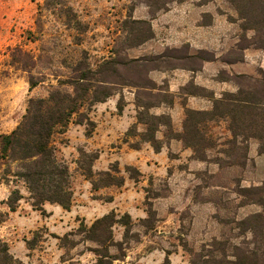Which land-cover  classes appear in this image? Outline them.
Listing matches in <instances>:
<instances>
[{
	"label": "rangeland",
	"instance_id": "1",
	"mask_svg": "<svg viewBox=\"0 0 264 264\" xmlns=\"http://www.w3.org/2000/svg\"><path fill=\"white\" fill-rule=\"evenodd\" d=\"M46 2L0 0V134L11 131L18 124L30 97L46 96L50 84H56L57 76L69 74L67 64L70 61L79 59L83 52L93 64L109 55L121 33V20L133 0H57L58 5L54 7ZM174 4L180 3H172L169 10ZM197 5L204 10L201 23L210 22L214 15L223 16L226 20L229 15L236 16L225 0H200ZM69 7L86 25V31L78 35V44L74 43L77 41L76 31L63 24ZM169 10L158 12L152 18L145 5H136L133 18L149 19L154 37L127 50L125 53L129 57L157 55L166 50H170L174 56H181L188 47L191 53L197 52L184 41L177 46L172 45L175 27L172 17L176 18L177 14L169 13ZM179 15L184 18L197 17L193 9H186ZM241 34L237 22L226 23L225 28L219 31L215 45L209 44L211 47L203 50L220 53L214 62L222 66L223 63L219 61L221 56L225 55L222 59L230 61L240 55L236 45ZM15 46L29 51L36 59L32 73L45 76L44 81L31 90L27 72L10 64L9 48ZM199 62L198 58L191 62L172 60L174 65L193 67H198ZM229 64L225 63V67L220 69L224 71V76L235 73ZM240 65L242 70L255 75L258 68L264 69V49L244 50V60ZM173 70H154L165 74L162 83H156H164L163 87L169 90ZM154 71L149 72V77ZM188 83L185 89L181 87L179 91L182 103L187 99L184 94L196 91L193 80ZM125 89L129 87L117 86L113 95L120 102L121 111L117 110L116 104L99 109L97 104L100 103H97L92 108L89 116L95 122V127L91 136L85 135L84 124L71 122L63 134L55 137L58 159L68 165L71 174L73 200L69 210L45 203L41 213L31 207L22 182L16 185L0 184V212H8L7 220L0 224V238L8 243L10 252L18 260L17 264H63V260H66L64 264H69L67 259L70 258L78 264H93L95 258L92 253H81L83 245L66 250L59 246L52 234L62 236L75 230L81 221L90 225L111 210L118 214L129 213L134 223L133 230L140 233V241L131 244L125 260L118 264H162L166 252H169L170 264H189L187 248L198 250L202 244L213 239H229L235 243L243 238L247 241L250 239L249 233L239 235L235 223L247 214L262 210L255 204L240 206L243 197L239 194L240 188L258 187L264 183V154H258L257 147L256 152L251 151L252 146L258 145L257 142L253 139L247 142V159L243 162L238 157V146L233 150V146L226 143L231 134L227 123L221 121L208 124L206 137L212 143L206 149L205 160L198 159L201 151L195 153L182 140L164 136V133H168L166 127H161L156 134L163 142L159 152H155L147 142H139L136 149L133 144L138 142V137L126 135V132L131 128L142 131L144 125L135 123L139 110L135 95L134 106L127 107L124 97L129 98L130 95ZM159 94L157 98L149 100L158 101L164 95ZM162 105L167 109L160 112L158 110ZM166 105L152 107L149 113L170 116ZM124 115L126 118L121 117ZM172 128L181 131L182 123L179 128L172 121ZM80 149L98 153L92 166L94 172L107 170L116 164L125 179L123 186L92 191L90 182L76 163ZM229 149L233 150V155L227 153ZM127 165L139 171L137 180L129 177L125 171ZM13 188H18L25 198L19 202L17 210L11 212L2 202ZM110 197L112 200L106 201ZM149 210L154 212V218L151 227L146 229L141 226L140 220L147 217ZM122 232L123 227L116 226L115 238L120 239ZM34 235L37 244L33 249H28L26 241Z\"/></svg>",
	"mask_w": 264,
	"mask_h": 264
},
{
	"label": "trees",
	"instance_id": "2",
	"mask_svg": "<svg viewBox=\"0 0 264 264\" xmlns=\"http://www.w3.org/2000/svg\"><path fill=\"white\" fill-rule=\"evenodd\" d=\"M184 0H133L126 16L120 23V35L115 41L109 55L97 60L94 64L89 61L86 52L79 59L70 61L67 67L69 74L57 76L56 84H50L48 94L44 97H30L25 113L18 124L9 132L0 134V184H17L22 182L28 192V200L34 210L41 213L45 203L59 205L69 210L73 200L71 174L68 165L58 159V147L55 141L57 135L63 134L71 122L84 124L85 135L91 136L95 122L89 113L97 103L107 101L116 93V87L134 89L135 104L138 107L136 124L144 125L142 131L128 129L126 135L138 137L133 144L139 148V142L149 143L155 152L163 147V142L157 138L161 127H166L168 133L164 136L182 140L195 153L201 151L198 159L205 160L206 149L211 147L207 140L206 130L210 122H226L231 137L226 143L238 146V157L244 162L247 159V142L251 139L257 142V153L264 154V69L258 68L256 74L230 73L224 76L220 71L217 79L233 83L236 91H225L215 98L212 91L193 85L197 94L208 97L213 102L209 111L185 108L182 130L172 128V120L166 114H152L149 109L161 104L171 105L174 96L163 84H157L149 77V72L185 68L191 71L201 69L205 61L215 60V56L207 50L189 51L174 56L170 50L157 55L129 57L125 52L142 45L154 37V31L149 19L133 18V11L138 4L145 5L153 18L158 12L167 11L172 3ZM235 11L236 16H227L228 21L237 22L241 30V38L237 47L240 55L233 60L219 59L224 63L243 61L244 50L248 48L264 49V0H225ZM47 5H58L57 0H47ZM67 19L64 25L76 31L75 44L80 43V33L86 31V25L80 21L71 8L66 10ZM30 33V32H29ZM250 33V34H248ZM178 48H175L177 50ZM10 64L28 74L29 89H33L44 81L42 74L36 76L32 69L36 59L20 46L9 48ZM206 55L207 57H202ZM198 58V67L186 64L174 65L173 59L189 61ZM223 75V76H222ZM189 84V83H188ZM185 86L182 89H185ZM158 101L149 99L157 98ZM188 93V92H187ZM117 110L121 111L120 102ZM127 142V140H125ZM233 150L227 153L233 155ZM226 153V154H227ZM228 155V154H227ZM98 158V153L79 150L76 163L91 184L92 191L109 186L121 187L124 176L116 164L107 170L94 172L92 166ZM129 177L137 180L139 171L130 165L125 166ZM243 197L240 206L255 204L262 210L247 214L235 224L239 235L250 234L238 243L229 239H213L202 244L198 250L187 248L190 254L189 264H264V183L258 187L240 188ZM25 198L18 188H13L2 202L8 210L14 212L19 202ZM249 198V200H245ZM251 199V200H250ZM108 198L106 201H111ZM8 212H0V224L6 221ZM154 212L149 210L141 226L148 229L152 225ZM116 226L123 227L120 239L115 238ZM134 223L129 213L118 214L111 210L96 218L90 225L80 222L75 230L62 236L52 234L58 240L59 246L71 250L83 245L81 253L90 252L94 256L93 264H118L127 256V250L132 243L140 241V233L133 230ZM28 249L37 244L36 236L26 241ZM67 255H65L66 257ZM69 264H78L67 259ZM18 260L9 250L6 241L0 238V264H17ZM66 260H63V264ZM162 264H170L169 252H166Z\"/></svg>",
	"mask_w": 264,
	"mask_h": 264
},
{
	"label": "crops",
	"instance_id": "3",
	"mask_svg": "<svg viewBox=\"0 0 264 264\" xmlns=\"http://www.w3.org/2000/svg\"><path fill=\"white\" fill-rule=\"evenodd\" d=\"M197 1L200 0H184L180 4H174L171 6L169 13L177 14L176 18L172 17L173 20V38L174 41L172 45L177 46L182 41L189 43V46L192 49L201 50L208 49V47L214 46L215 41L218 38V33L221 31V28H225L226 23L230 24L231 22L226 20L225 17H220L214 15L210 22L201 23V13L204 11L199 8L197 5ZM192 6L194 12L197 13V17L193 18H184L179 14L184 10H191L189 7ZM230 22V23H229ZM235 23V22H232ZM221 24V27H219ZM211 44V46L209 45ZM218 47V46H217ZM214 48V47H213ZM247 50V49H246ZM216 53V54H215ZM213 55L218 59L220 53L215 52ZM244 60V58H243ZM213 61H205L201 67V69L197 71L186 70L183 68H176L173 70L172 75H170L169 79V91L173 94L174 100L173 103L168 107V111L170 112V117L173 122H175L176 127H181V123L184 119V110L185 108L193 109V110H202L209 111L213 108V102L208 97L197 95V94H184L187 97L185 103L180 101L181 93H179L181 87L185 86L190 80H193L195 85L206 88L209 91H212L215 98H219L221 94L225 91H236L237 87L231 83L226 81H220L217 79V75L220 72L221 67H225V63L222 62V66L219 63ZM220 61V60H219ZM221 62V61H220ZM241 62L231 63L229 67L231 71L235 73H246L252 74L250 71L242 70ZM164 73L161 72H151L150 77L157 83H162V79L165 77ZM127 94L130 95L129 98L124 97L127 101V107L133 105L134 106V90L129 88L124 90ZM117 98L114 99V96L110 97L107 101L97 104V107L100 109L101 107H113V104L117 105ZM159 107L158 111H164L167 108ZM158 108V107H156ZM121 117H125L121 116ZM221 122V121H220ZM220 122H213L214 124H218ZM122 123H125L124 121ZM257 145L251 147V151L256 152ZM45 206V204L43 205ZM59 206V205H57Z\"/></svg>",
	"mask_w": 264,
	"mask_h": 264
}]
</instances>
